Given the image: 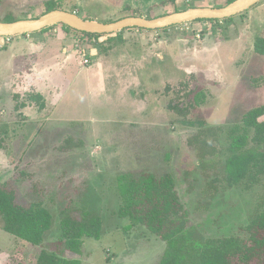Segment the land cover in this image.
Returning <instances> with one entry per match:
<instances>
[{
  "label": "rangeland",
  "instance_id": "1",
  "mask_svg": "<svg viewBox=\"0 0 264 264\" xmlns=\"http://www.w3.org/2000/svg\"><path fill=\"white\" fill-rule=\"evenodd\" d=\"M226 2L0 0V20L37 19L47 4L81 19L112 23L130 16V7L135 16L157 17ZM61 26L10 42L0 38V184L14 189L18 205L38 203L52 216L51 230L38 247L5 233L0 218V264H35L42 250L81 264H159L166 244L140 226L125 231L128 219L117 216V178L142 172L172 176L185 209L181 224L188 248L208 239L243 237L242 229L261 208L264 176L254 186L229 187L224 163L229 130L241 125L248 110L264 105V56L253 52L256 38H264V1L217 25L195 21L140 35L124 30L115 38L133 34L122 46L112 42L119 48L100 67L104 43L91 41L88 47L82 35L70 31L62 38ZM42 35L48 36L45 49L58 54V64L49 66L52 79L43 71L54 56L30 53ZM87 53L92 63L78 73ZM122 53L143 68L140 88L113 86L114 80L123 83L120 70L106 67ZM46 81L53 84L46 87ZM44 85L49 94H41ZM118 93L129 100L112 101ZM198 93L206 98L192 108ZM33 94L48 101L42 111L31 102ZM188 121L204 126L188 127ZM84 214L100 217L101 237L84 238L79 255L68 253L59 239L60 222Z\"/></svg>",
  "mask_w": 264,
  "mask_h": 264
},
{
  "label": "trees",
  "instance_id": "2",
  "mask_svg": "<svg viewBox=\"0 0 264 264\" xmlns=\"http://www.w3.org/2000/svg\"><path fill=\"white\" fill-rule=\"evenodd\" d=\"M233 1L227 0L221 7ZM53 10L57 9L47 4L43 14ZM127 10L130 15L127 17L135 16L134 11ZM231 19L198 20L196 22H210L217 25L221 21L227 22ZM17 20L12 18L0 20V22L9 23ZM61 27L65 33L70 31L82 35L86 39V44H90L91 41L97 43L101 37L111 39L119 33L87 34L71 30L63 25ZM52 28L53 26L45 28L38 33H47ZM167 29L155 31H166ZM125 30L147 31L137 28ZM2 39L5 40V38ZM253 52L257 56H264V38H256L253 43ZM205 98L204 93L196 94L192 108L202 105ZM30 100L36 103L39 111L44 109L45 99L42 95L33 94ZM21 108H24L23 104ZM263 117L264 105L252 108L242 115L241 125H235L228 132L230 143L227 152L229 156L224 163V175L229 187L241 183L254 186L264 176ZM185 125L202 129L204 122L188 121ZM248 132L252 134L249 135ZM189 143L192 145L191 141ZM117 190L121 200L117 216L129 221L124 230L128 231L135 226H140L166 244V250L159 264H264V198L261 208L242 229L243 237L228 236L208 239L204 242H194L192 247L188 248L184 241L182 234L184 228L181 224V220L185 217V209L171 175L157 177L149 172H142L138 175H120L117 178ZM0 218L2 230L5 233L34 247L43 244L46 234L52 227V216L47 209L38 203L29 206L18 205L14 189L4 183L0 184ZM59 227V239L63 242L64 251L79 255L84 238L100 239L102 221L96 215L84 214L79 220L63 219ZM35 264H81V262L77 259L58 257L42 250Z\"/></svg>",
  "mask_w": 264,
  "mask_h": 264
},
{
  "label": "water",
  "instance_id": "3",
  "mask_svg": "<svg viewBox=\"0 0 264 264\" xmlns=\"http://www.w3.org/2000/svg\"><path fill=\"white\" fill-rule=\"evenodd\" d=\"M264 0H234L220 8H189L154 19L140 16L125 17L112 23H99L81 19L75 13L53 10L37 19H21L14 22H0V38L38 33L56 24L71 30L97 35H110L125 29L137 28L147 31L163 30L198 20H225L239 15Z\"/></svg>",
  "mask_w": 264,
  "mask_h": 264
},
{
  "label": "crops",
  "instance_id": "4",
  "mask_svg": "<svg viewBox=\"0 0 264 264\" xmlns=\"http://www.w3.org/2000/svg\"><path fill=\"white\" fill-rule=\"evenodd\" d=\"M131 8V10H132V7H130ZM76 14V13H75ZM124 31V30H123ZM123 31L122 32H119V33H123ZM136 31H139V30H135V33L136 34H141V31L140 32H136ZM70 33V32H69ZM118 33V34H119ZM36 34H39L40 35V33H36ZM64 34H68V33H61V37L63 38V36H64ZM131 34H133V33H131V32H129V33H127V35H124V34H120V36H118L117 38H115V36L113 37V38H111V39H107L106 37H101V38H99V40H98V42L99 41H102V43H104L103 44V46L105 47V49L103 50V49H99V51H101L102 50V52H103V54L102 55H100V56H98V60H100V62L101 63H99V67L100 66H102L103 65V62H104V60H108V61H110L109 60V56H110V53H111V51H115L116 49H118L119 47L118 46H116V45H113V44H111L112 42L114 43L115 41L116 42H118V44H119V46L121 45H124L125 44V41H128L127 40V38H128V36H130ZM29 35L30 34H28L27 36H25V37H29ZM48 35V34H47ZM48 36H44V35H42V36H39V38H38V42H39V44H35L34 45V49H36V50H34V51H32V52H30V53H32L33 54V52H35V54H37V55H41L42 53H44L45 55H53L54 56V58H53V60H46V62L44 63V68H45V70L43 71L44 73H46V75H45V77L49 74L50 75V71H49V66H50V64H58V54L55 52V51H52V48L51 49H45V45H46V43L48 42V38H47ZM65 37V36H64ZM58 38V37H57ZM76 38V37H75ZM35 41H37V40H35ZM75 42V41H74ZM85 45H87V44H85ZM88 47H90V45L88 44L87 45ZM87 48V47H86ZM63 50V52L64 53H67V51H66V49L65 48H63L62 49ZM86 50H88V48L87 49H84L83 51H86ZM62 52V53H63ZM88 52V51H87ZM22 54V53H21ZM123 54V57L122 58H117V62H116V64H113L112 66H107L106 68L108 69V70H110L111 68H114L113 70H110V71H118V70H120V73H121V75H120V79H119V81H121L120 83H122V81H123V83L122 84H118V82L117 81H115L114 80V82H113V86L115 87V89H117L118 87H120L121 85H122V88L123 87H125L127 84H129L130 86H139L138 88H140L141 86H142V67H134L133 66V63H131V61H134L133 59H131V56L129 55V54H125V53H122ZM88 55V56H87ZM87 57H86V60H90V64L92 63V57H91V54L89 55L88 53H87ZM66 57H68L67 56V54L65 55V59L63 60V62L60 60V62H62L63 63V66L65 67L66 65H67V60H66ZM90 57V58H89ZM70 59V58H69ZM115 59V58H114ZM113 59V60H114ZM84 60V59H83ZM83 60L80 62V65H78V73H80V72H82V71H84V69H87V66H89V65H87V66H85L84 65V63H83ZM112 63V62H111ZM115 65V66H114ZM104 66V65H103ZM102 68H104V67H102ZM101 69V68H100ZM105 69V68H104ZM54 73H56V70H54ZM53 73V74H54ZM98 74V73H97ZM111 77V76H110ZM109 77V78H110ZM137 77H139V80H137L136 78ZM48 78H50V79H52V77H51V75L48 77ZM47 78V79H48ZM118 78H119V76H118ZM100 81V80H99ZM98 81V82H99ZM51 84H53V81H51V82H49V81H46L45 82V85H46V87L47 86H49V85H51ZM45 85H44V90L41 92V94H49L50 92L48 91V89H46L45 90ZM51 87V86H50ZM121 88V89H122ZM138 88H136V89H138ZM51 89V88H50ZM52 90V89H51ZM53 91V90H52ZM113 96V95H112ZM121 96H123V93L122 94H120V93H118V94H116L115 96H113V100L112 101H116V103L117 104H121V101L122 100H125V98L126 97H124V98H121ZM125 96H127V95H125ZM128 97V96H127ZM45 100H46V98L45 97H43ZM127 100H129L128 98H126ZM46 102H48L47 100H46Z\"/></svg>",
  "mask_w": 264,
  "mask_h": 264
},
{
  "label": "built area",
  "instance_id": "5",
  "mask_svg": "<svg viewBox=\"0 0 264 264\" xmlns=\"http://www.w3.org/2000/svg\"><path fill=\"white\" fill-rule=\"evenodd\" d=\"M5 41H6V42H10V37H6V38H5ZM83 63H84V64H88V60L85 59V60L83 61Z\"/></svg>",
  "mask_w": 264,
  "mask_h": 264
},
{
  "label": "clouds",
  "instance_id": "6",
  "mask_svg": "<svg viewBox=\"0 0 264 264\" xmlns=\"http://www.w3.org/2000/svg\"><path fill=\"white\" fill-rule=\"evenodd\" d=\"M6 38V37H5Z\"/></svg>",
  "mask_w": 264,
  "mask_h": 264
}]
</instances>
